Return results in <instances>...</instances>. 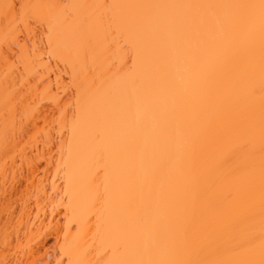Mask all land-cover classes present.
<instances>
[{
  "label": "bare ground",
  "instance_id": "bare-ground-1",
  "mask_svg": "<svg viewBox=\"0 0 264 264\" xmlns=\"http://www.w3.org/2000/svg\"><path fill=\"white\" fill-rule=\"evenodd\" d=\"M0 264H264V0H0Z\"/></svg>",
  "mask_w": 264,
  "mask_h": 264
}]
</instances>
